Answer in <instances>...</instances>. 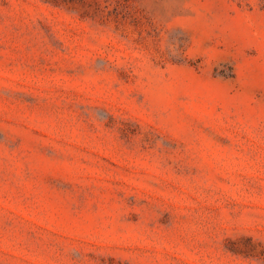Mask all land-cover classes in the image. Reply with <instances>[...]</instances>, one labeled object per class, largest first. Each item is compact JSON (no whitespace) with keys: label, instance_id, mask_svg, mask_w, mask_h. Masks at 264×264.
Returning <instances> with one entry per match:
<instances>
[{"label":"rangeland","instance_id":"obj_1","mask_svg":"<svg viewBox=\"0 0 264 264\" xmlns=\"http://www.w3.org/2000/svg\"><path fill=\"white\" fill-rule=\"evenodd\" d=\"M0 264H264V0H0Z\"/></svg>","mask_w":264,"mask_h":264}]
</instances>
